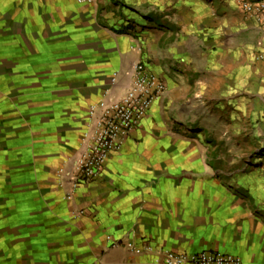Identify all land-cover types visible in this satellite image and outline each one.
Returning <instances> with one entry per match:
<instances>
[{"label":"crops","instance_id":"1","mask_svg":"<svg viewBox=\"0 0 264 264\" xmlns=\"http://www.w3.org/2000/svg\"><path fill=\"white\" fill-rule=\"evenodd\" d=\"M137 62L165 95L67 200L61 173L92 107L124 93ZM255 99L264 34L238 0H0V264H151L168 251L264 264V220L217 151L216 123L238 117L217 102Z\"/></svg>","mask_w":264,"mask_h":264},{"label":"built area","instance_id":"2","mask_svg":"<svg viewBox=\"0 0 264 264\" xmlns=\"http://www.w3.org/2000/svg\"><path fill=\"white\" fill-rule=\"evenodd\" d=\"M91 3L94 0H78ZM243 14L253 18L264 34V0H238ZM117 74L112 84L117 81ZM166 93L165 84L148 72L145 65L137 62L130 72V82L124 93L106 97L92 107L90 122L83 136L81 147L69 175L61 173L68 180L66 199L72 200L80 182L96 179L112 152L119 151L123 140L134 132L148 114L154 102ZM139 251H137L138 253ZM151 264H243L231 254L201 252L192 255H178L165 252L161 259Z\"/></svg>","mask_w":264,"mask_h":264},{"label":"rangeland","instance_id":"3","mask_svg":"<svg viewBox=\"0 0 264 264\" xmlns=\"http://www.w3.org/2000/svg\"><path fill=\"white\" fill-rule=\"evenodd\" d=\"M217 103H223L224 110L238 114L232 120L216 123L221 125L223 138L228 139L217 150L226 160L221 168L232 179L228 186L240 204L245 203L255 217L264 220V99L241 100L235 105L238 109L224 101Z\"/></svg>","mask_w":264,"mask_h":264},{"label":"trees","instance_id":"4","mask_svg":"<svg viewBox=\"0 0 264 264\" xmlns=\"http://www.w3.org/2000/svg\"><path fill=\"white\" fill-rule=\"evenodd\" d=\"M129 31H130V28L126 27L125 29L121 30L119 33L120 34H127V33H129Z\"/></svg>","mask_w":264,"mask_h":264}]
</instances>
